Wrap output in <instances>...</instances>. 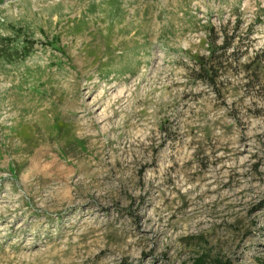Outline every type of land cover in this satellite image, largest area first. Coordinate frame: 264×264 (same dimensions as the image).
<instances>
[{"label": "rangeland", "instance_id": "374dc122", "mask_svg": "<svg viewBox=\"0 0 264 264\" xmlns=\"http://www.w3.org/2000/svg\"><path fill=\"white\" fill-rule=\"evenodd\" d=\"M200 256L264 264V0H0V264Z\"/></svg>", "mask_w": 264, "mask_h": 264}, {"label": "trees", "instance_id": "16d2710c", "mask_svg": "<svg viewBox=\"0 0 264 264\" xmlns=\"http://www.w3.org/2000/svg\"><path fill=\"white\" fill-rule=\"evenodd\" d=\"M208 55L194 54L191 60L194 62V66L191 69L192 78L195 81L206 84L216 94L220 93L219 87L221 81L219 78L222 73H225L229 69L227 53L233 46L234 38H227V35L223 36V43L217 44L219 36L215 32V28L211 27L208 31ZM232 52L229 56L234 55ZM258 66V64H257ZM254 60L248 64L243 65L246 72L254 73ZM193 264H207V257L200 256L195 259Z\"/></svg>", "mask_w": 264, "mask_h": 264}]
</instances>
